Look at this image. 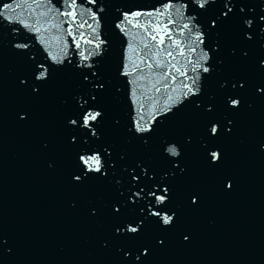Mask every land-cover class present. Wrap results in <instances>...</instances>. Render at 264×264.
Segmentation results:
<instances>
[{
	"label": "water",
	"instance_id": "water-1",
	"mask_svg": "<svg viewBox=\"0 0 264 264\" xmlns=\"http://www.w3.org/2000/svg\"><path fill=\"white\" fill-rule=\"evenodd\" d=\"M225 2L37 0L0 85V264H264V0Z\"/></svg>",
	"mask_w": 264,
	"mask_h": 264
},
{
	"label": "snow or ice",
	"instance_id": "snow-or-ice-1",
	"mask_svg": "<svg viewBox=\"0 0 264 264\" xmlns=\"http://www.w3.org/2000/svg\"><path fill=\"white\" fill-rule=\"evenodd\" d=\"M210 2V0H203V3H201L199 5V7L201 8H204L206 5H208ZM212 3L215 2V0H211ZM233 5L231 3V0H226V2L224 3L223 5V9L220 13V15L223 17V18H228L232 11H233ZM41 16H43L44 14L41 13L40 14ZM69 15H71V13H69ZM3 16V13H0V17ZM262 19H264V17H262ZM129 23H132V21H128ZM20 23L24 24L23 21H20ZM34 23H39V21H35ZM213 25L216 24V20L213 19L212 22H211ZM247 24L250 26L251 24V21H248ZM25 27H31V25H28V24H24ZM149 29H150V32H149ZM35 31L36 32H40L41 29L39 27H36L35 28ZM144 31L145 32H148L149 35L151 36V40L153 41H156L157 40V37H159V40L157 41L158 44L160 45H163L164 44V35L162 33H166V29L162 28L159 24H156L155 26H153V24L151 22H148L147 23V26L144 28ZM151 33H155L154 35H152ZM83 37V34H81V38ZM15 47H21V45H15ZM144 48L146 49H149V51H152V49L149 48V45L147 43L144 44ZM167 55L168 56H172V53L171 52H167ZM55 58V57H54ZM143 62V61H142ZM190 62V61H189ZM156 66L157 67H163V65L161 64L160 61H156ZM170 63V62H169ZM264 63V62H262ZM148 68H151L152 65L151 64H148L147 65ZM171 68L173 70H175L176 72H180V69L176 67L175 64H172L171 65ZM203 71L207 72L208 71V68H204ZM36 79L38 80H43L44 78H46V71L41 67V68H38L36 70V72L34 73ZM181 75H187L186 72H182ZM168 76H169V73L168 72H165L162 74L161 76V79H164V80H167L168 79ZM85 79H87V75H85L84 77ZM175 78L173 77V80ZM160 81H157L156 83L159 84ZM21 83H24V81H21ZM195 84V81H193V84L192 85H189L187 83H185L183 85V87L185 89H187V91L184 93L185 96H187L188 94H191V95H196V92L194 91V88H193V85ZM244 85L243 84H240V87L242 88ZM153 87H156V85H153ZM168 85L166 84L165 85V88H167ZM36 89H34L35 91ZM156 91L159 92V88H156ZM259 91L261 93H264V88H260ZM92 99H95V97H92ZM148 99H151V97H148ZM172 97L169 96L168 97V100H171ZM84 103L86 104L87 101H84ZM193 103H195V101H193ZM225 104L229 107H235L239 104V99H236L234 97H226L225 99ZM143 107L144 105L142 104L141 105V108L143 110ZM211 110V109H209ZM100 115L99 112H96V111H93L89 108H85L84 111L81 113L80 117L79 118H76V119H71L69 121L70 124H73V125H77L79 127H83V128H87L92 134H95V128L94 126H91L89 124L90 121H95L98 116ZM154 115H153V119H154ZM141 120H144V116L141 115ZM150 123V121H149ZM137 124L139 125L140 124V121H137ZM141 130H143V125H141ZM216 130H217V125L214 123L211 125L210 129H209V135H213L216 133ZM231 129L229 128L228 131H230ZM221 159V155L218 154V153H215V152H212L210 153V161L211 163H214L216 161H219ZM85 164L89 165V170L91 171H96V172H99L100 171V160L98 158V154H94L92 157H90L89 159H84L83 161ZM75 179H80L79 176L75 177ZM133 179H138V176H133ZM227 187H231V184L228 183L226 185ZM142 191V190H141ZM164 195L162 196H157L155 192H152L150 193V195L152 196H156V199L161 203L163 204L164 200L167 198V192H168V189L164 188L161 190ZM133 196H136V195H139V193H133L132 194ZM197 202V199L195 197L192 198V203L195 204ZM152 206H150L151 208ZM114 213H119L120 209L119 207H116L113 209ZM164 212V209L163 208H154L153 210H151L149 212V215H152V214H156V215H161V213ZM174 215V214H173ZM143 218L140 219L139 222L135 221V220H130V221H127L126 223L124 224H121V225H118L116 228H115V232L117 234H122L124 237H137L138 234L140 233L141 229H142V225H143ZM162 222L164 224H171L173 222V217L172 216H162ZM185 240H187L188 238L185 237L184 238ZM160 244H163V241H159ZM127 254V253H125ZM148 254V251L147 249H143L141 252H140V255H146ZM137 260H139V256L136 257ZM125 264H131V261H125Z\"/></svg>",
	"mask_w": 264,
	"mask_h": 264
}]
</instances>
